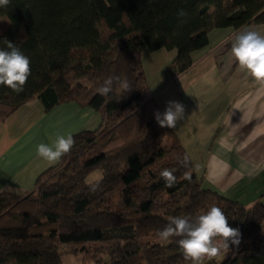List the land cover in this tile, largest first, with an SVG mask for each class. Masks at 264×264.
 <instances>
[{
  "label": "trees",
  "instance_id": "obj_1",
  "mask_svg": "<svg viewBox=\"0 0 264 264\" xmlns=\"http://www.w3.org/2000/svg\"><path fill=\"white\" fill-rule=\"evenodd\" d=\"M261 24L264 0H10L0 7V49L16 44L31 67L19 94L0 86V124L34 99L46 111L78 103L102 117L100 129L72 135L71 151L30 194H0V264H65L91 251L84 264H185L179 238L163 245L155 233L169 217H194L213 204L241 233L223 264H264V203L247 208L224 198L203 187L191 159L181 166L187 153L155 121L162 110L149 97L142 58L176 50L178 76L191 68V54L209 46L211 31ZM109 76L127 79L132 91L119 100L99 95ZM164 169L174 170L172 187L160 177ZM99 170L102 178L88 185Z\"/></svg>",
  "mask_w": 264,
  "mask_h": 264
},
{
  "label": "crops",
  "instance_id": "obj_2",
  "mask_svg": "<svg viewBox=\"0 0 264 264\" xmlns=\"http://www.w3.org/2000/svg\"><path fill=\"white\" fill-rule=\"evenodd\" d=\"M242 28L264 35V24ZM225 31L229 35L230 30ZM237 31L232 30L227 38L221 35L222 41L210 53L217 65L207 69V74L214 71L218 89L228 92L230 108L225 110L227 105L219 103L213 115L216 121L226 114L222 122L226 123L228 134L221 135L215 143L221 150L216 149L207 157L202 176L205 175L204 188L249 208L259 199L264 203V86L238 69L228 54ZM213 32L209 33L210 40ZM94 113L78 103L46 111L41 101L34 99L0 124V194H30L38 178L59 162L50 164L38 157L36 146L51 144L57 135L87 130Z\"/></svg>",
  "mask_w": 264,
  "mask_h": 264
},
{
  "label": "clouds",
  "instance_id": "obj_3",
  "mask_svg": "<svg viewBox=\"0 0 264 264\" xmlns=\"http://www.w3.org/2000/svg\"><path fill=\"white\" fill-rule=\"evenodd\" d=\"M10 0H0V7H7ZM187 15L184 9L177 10V16ZM243 70L257 84L264 86V35L251 28L238 30L231 38L228 53ZM31 75L30 58L12 42L8 41L7 50L0 49V86H5L19 94ZM132 88L127 79L119 76H109L96 88V92L109 97L115 94L117 100L121 94L131 92ZM157 124L162 128H175L177 123L185 118V106L176 100H169L165 110L154 112ZM75 140L71 134L57 135L51 144L40 143L36 146V155L50 164L57 163L62 156L68 154ZM182 167H188L190 158L187 154L179 161ZM160 177L168 187L176 182L174 170L164 169ZM184 179L191 180L189 172L184 173ZM157 242H171L172 238H179V246L185 264H205L216 261L221 264L225 253L230 251V245L239 246L241 233L239 229L229 226L228 218L223 210L213 204L206 212L196 216L169 217V222L162 230L155 233Z\"/></svg>",
  "mask_w": 264,
  "mask_h": 264
},
{
  "label": "rangeland",
  "instance_id": "obj_4",
  "mask_svg": "<svg viewBox=\"0 0 264 264\" xmlns=\"http://www.w3.org/2000/svg\"><path fill=\"white\" fill-rule=\"evenodd\" d=\"M225 30L228 29H215L209 46L201 51L194 52L192 54L193 57L191 56L193 60L191 68L178 76H174L177 74L174 72V68H172L177 57L176 50L145 51L142 56L143 69L145 70L149 88V97L151 96L154 99V102L162 112L165 110L166 103L169 100L179 101L185 106V118L179 121L177 126L172 130L177 140L183 146L184 152L187 153L194 164V168L199 176L204 174V162L207 157L216 149L221 150V147L216 145V142H218L221 135L228 134V130L225 127L226 123L222 122L225 121V113L216 121L212 119L219 109V103L227 105L225 110H229L230 103L227 101L229 99L228 92L220 90V88L218 89L215 82V77L217 76L215 73H212L214 71L210 70L207 74V69L216 68L217 65L214 56L210 53L215 51L217 44L222 41L223 37H229L234 29L229 28V35ZM94 114V120L89 124L88 131H96L100 129L102 124L101 115L96 112ZM101 178L102 170H99L91 173L85 180L88 185H92ZM115 200L117 207H119V199L116 198ZM121 234H112L110 236H121ZM159 243L163 245L168 244V242ZM108 244V242L104 241L102 246H99L106 249L108 248ZM60 248L64 254H68L72 250L70 246H61ZM93 255L94 253L91 251L80 257L69 256L65 260L66 263H64L84 264L83 259L92 258ZM229 255V252L224 254L221 264L227 260ZM104 259L106 260L104 264H109V259ZM86 264L93 263L90 261ZM205 264H216V261L205 260Z\"/></svg>",
  "mask_w": 264,
  "mask_h": 264
}]
</instances>
